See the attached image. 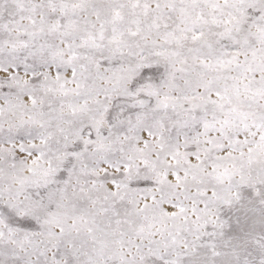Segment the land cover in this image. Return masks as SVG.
I'll use <instances>...</instances> for the list:
<instances>
[{
	"label": "snow or ice",
	"instance_id": "6c2138e0",
	"mask_svg": "<svg viewBox=\"0 0 264 264\" xmlns=\"http://www.w3.org/2000/svg\"><path fill=\"white\" fill-rule=\"evenodd\" d=\"M0 264H264V0H0Z\"/></svg>",
	"mask_w": 264,
	"mask_h": 264
}]
</instances>
